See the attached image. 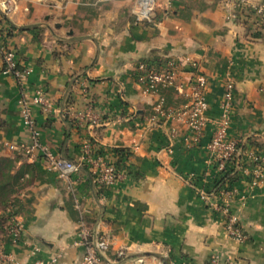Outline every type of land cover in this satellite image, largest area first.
Listing matches in <instances>:
<instances>
[{
  "label": "crops",
  "instance_id": "1",
  "mask_svg": "<svg viewBox=\"0 0 264 264\" xmlns=\"http://www.w3.org/2000/svg\"><path fill=\"white\" fill-rule=\"evenodd\" d=\"M14 1L7 16L27 30L6 39L0 33V51H15L31 73L21 85L4 73L0 54V157L16 159L21 184L16 204L0 206V248L20 264L56 255V264H81L86 225L107 236L110 261L127 250L122 264H264V183L241 177L233 184L231 205L248 237L242 243L227 236L214 198L202 195L212 197L217 180L210 143L229 84L227 139L264 151V20L251 12L230 23L227 0H157L152 22L133 14L137 0ZM168 60L178 63L181 83L206 80L200 138L177 119L187 100L175 87L143 94L136 81L140 62ZM38 87L54 106L48 114L33 108L41 144L81 163L69 177L49 170L40 153L32 160L22 151L30 133L21 100H32ZM89 158L120 163L121 180L100 187ZM12 211L23 225L19 237L2 221Z\"/></svg>",
  "mask_w": 264,
  "mask_h": 264
},
{
  "label": "built area",
  "instance_id": "2",
  "mask_svg": "<svg viewBox=\"0 0 264 264\" xmlns=\"http://www.w3.org/2000/svg\"><path fill=\"white\" fill-rule=\"evenodd\" d=\"M100 2L112 0H98ZM169 3L172 0H167ZM157 0H137L133 14L139 21L152 22ZM226 19L230 23H237L241 16L254 12L256 17L261 21L264 20V0H227L225 2ZM15 8L14 0H0V9L9 15ZM245 17V16H244ZM246 18V17H245ZM3 59L5 74L12 75L21 85L31 73V69L19 65L15 51L3 47L0 51ZM179 67L175 60H168L161 65L140 62L137 66L136 81L141 86L143 94L154 93L159 86H172L177 89L179 94L185 96L187 102L183 109L177 114V119L195 133L197 138L203 134L207 123V111L209 108L206 100L204 89L206 80L204 77L195 75L191 85H185L178 79ZM233 85L229 84L225 101L222 104L223 115L218 130L215 132L211 143L210 150L212 161L216 167L217 180H220L225 174H236L239 178H247L252 186L264 183V151L249 149L248 151L241 148L240 140L227 139V127L229 125L230 109L233 100ZM21 114L25 127L30 133V143L23 145V153L32 160L37 158V152L43 157L45 166L51 171H57L65 177H69L73 172L79 170L81 163H75L67 159L53 155L48 149L43 147L40 140V132L37 129V121L33 113L34 107H39L45 114L53 111V101L50 99L45 89L38 87L32 100L23 97L21 100ZM7 149L15 151L17 147L13 144L7 145ZM249 161L253 163L249 165ZM89 169L94 176L96 183L102 187H111L122 178V173L111 162L97 158H89ZM234 183L227 182L216 192L202 193L203 198L207 201L214 198V208L225 220V231L227 236L239 243L247 240L244 233L239 215L232 208V198L235 194ZM9 218L8 230L15 237L21 235L23 228L19 220L18 212L12 211ZM81 244L85 248V253L81 264H122L127 256L126 249L117 251L116 259L110 261L106 257V252L110 248V243L104 234L93 231L86 225L80 232ZM61 255L53 256L49 261L37 259L35 264H56ZM0 260L3 264H20L18 259L13 255L4 252L0 248ZM133 264H143V259H136ZM229 264H237L230 262Z\"/></svg>",
  "mask_w": 264,
  "mask_h": 264
},
{
  "label": "trees",
  "instance_id": "3",
  "mask_svg": "<svg viewBox=\"0 0 264 264\" xmlns=\"http://www.w3.org/2000/svg\"><path fill=\"white\" fill-rule=\"evenodd\" d=\"M1 14L2 21L4 23V26L0 29V33H2L3 37L10 38L14 35L15 32H23L24 30H27L25 28H19L15 26L7 15ZM245 17H247L246 14H244ZM6 44V43H5ZM6 48V45H4ZM162 63V62H161ZM153 63L154 65H161ZM241 148L245 150V145L241 141ZM116 152L119 155H125L129 154V150L123 149V148H116ZM120 164V163H119ZM119 164H114L117 168ZM94 179V176H93ZM239 180V177L236 176V174L227 173L225 174L220 180L216 181L212 192H216L219 188L223 187L224 184L227 182L229 183H235ZM21 188L20 184V176L17 173L16 169V159H12L9 157H0V206L7 211L11 206H14L13 203V197L18 192V190ZM13 213H9L6 218H3L2 221L9 220L10 216Z\"/></svg>",
  "mask_w": 264,
  "mask_h": 264
},
{
  "label": "rangeland",
  "instance_id": "4",
  "mask_svg": "<svg viewBox=\"0 0 264 264\" xmlns=\"http://www.w3.org/2000/svg\"><path fill=\"white\" fill-rule=\"evenodd\" d=\"M115 1H116V0H115ZM96 2H97V4H98V3H106V2L108 3L109 1H106V2H100V1L96 0ZM110 2H111V1H110Z\"/></svg>",
  "mask_w": 264,
  "mask_h": 264
}]
</instances>
